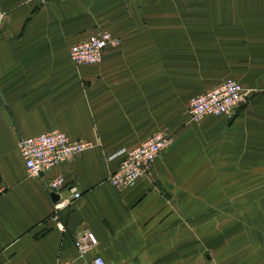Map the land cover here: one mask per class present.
I'll list each match as a JSON object with an SVG mask.
<instances>
[{"label":"crops","instance_id":"1","mask_svg":"<svg viewBox=\"0 0 264 264\" xmlns=\"http://www.w3.org/2000/svg\"><path fill=\"white\" fill-rule=\"evenodd\" d=\"M0 264H264V0H0ZM119 38L98 65L69 48ZM227 79L232 118L189 120V101ZM59 131L94 147L27 177L21 139ZM173 139L123 191L120 149ZM61 177L55 193L47 183ZM75 188L72 207L55 209ZM97 245L84 256L76 234Z\"/></svg>","mask_w":264,"mask_h":264},{"label":"built area","instance_id":"2","mask_svg":"<svg viewBox=\"0 0 264 264\" xmlns=\"http://www.w3.org/2000/svg\"><path fill=\"white\" fill-rule=\"evenodd\" d=\"M25 3L42 5L46 0H24ZM6 15L0 10V30ZM119 38L106 30L94 29L83 41L72 45L68 50L71 63L76 66L98 65L102 62L104 52L109 47L120 46ZM247 91L233 79H227L217 87L193 97L188 104L186 114L190 121L198 122L209 116L232 118L235 110L246 102ZM173 142L170 135L156 132L134 149H120L107 158L117 160V166L110 171L107 182L116 190L123 191L132 187L138 180L146 178L152 170L154 161L167 150ZM86 140H70L59 131L40 134L21 139L18 150L23 160L27 177L40 178L53 168L72 162L82 152L93 148ZM65 181L55 177L47 183V190L55 193L65 188ZM69 197L55 204V209L70 208L80 198L77 189L68 188ZM74 248L84 256L97 245V239L89 231L76 234ZM91 264H106L100 256H95Z\"/></svg>","mask_w":264,"mask_h":264}]
</instances>
